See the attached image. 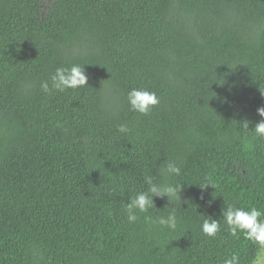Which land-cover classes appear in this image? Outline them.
<instances>
[{"label": "trees", "instance_id": "16d2710c", "mask_svg": "<svg viewBox=\"0 0 264 264\" xmlns=\"http://www.w3.org/2000/svg\"><path fill=\"white\" fill-rule=\"evenodd\" d=\"M72 64L86 86L42 91ZM132 88L160 103L130 111ZM260 89L264 0H0V264H251L259 246L221 209L264 211ZM169 160L180 176L160 174ZM145 176L182 183L181 207L153 197L129 223ZM174 207L175 231L144 219Z\"/></svg>", "mask_w": 264, "mask_h": 264}, {"label": "clouds", "instance_id": "9594fccd", "mask_svg": "<svg viewBox=\"0 0 264 264\" xmlns=\"http://www.w3.org/2000/svg\"><path fill=\"white\" fill-rule=\"evenodd\" d=\"M88 84V76L85 73L83 65L72 64L69 67H57L48 80L41 82V89L44 93L63 92L66 89L82 88ZM261 90V89H260ZM264 95V90H261ZM127 104L129 110L147 115L152 108L160 103L159 97L154 91L145 88H132L127 92ZM257 114L261 119L255 123V136L264 139V107L256 109ZM249 121L247 119L239 123L240 129H249ZM117 131L127 135L130 131L127 125L120 124L117 126ZM165 176H180L181 166L175 160H169L164 169L160 173ZM144 182L148 186L144 191H138L135 195L129 196L124 204L127 221L135 223L138 219V213H148L150 209L155 208L153 197H166L169 203L175 202L181 207V188L182 183H167L157 184L152 176H145ZM206 185H211L210 182L204 183L201 188ZM212 186V185H211ZM213 187V186H212ZM188 203V201H185ZM221 209V216L224 224L227 226L230 235L237 236V233H242L244 238L251 241L254 245L264 252V211L257 207H237L232 204H224ZM145 221L158 225L161 228H167L170 231H175L178 226V217L176 208H172L166 215H160L155 218L145 216ZM221 230V224L218 219H213L211 216L203 215L200 223V231L207 237L215 238ZM223 264H240V257L233 253L225 257ZM256 264H260L259 259Z\"/></svg>", "mask_w": 264, "mask_h": 264}, {"label": "rangeland", "instance_id": "374dc122", "mask_svg": "<svg viewBox=\"0 0 264 264\" xmlns=\"http://www.w3.org/2000/svg\"><path fill=\"white\" fill-rule=\"evenodd\" d=\"M259 259L260 264H264V252H262L261 249H259L256 259L251 264H256V261Z\"/></svg>", "mask_w": 264, "mask_h": 264}]
</instances>
